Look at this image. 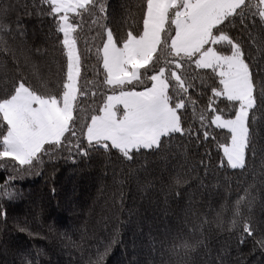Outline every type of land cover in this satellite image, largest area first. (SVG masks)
I'll use <instances>...</instances> for the list:
<instances>
[{"label":"snow or ice","instance_id":"6c2138e0","mask_svg":"<svg viewBox=\"0 0 264 264\" xmlns=\"http://www.w3.org/2000/svg\"><path fill=\"white\" fill-rule=\"evenodd\" d=\"M33 4L38 15L49 18L53 47L64 62L53 61L58 70L49 67L47 74L32 63V78L23 75L17 52L6 39L12 34L7 22L12 6L0 3V58L16 66V75L5 72L0 80V168L10 167L22 178L65 150L79 157L114 150L131 162L143 150L162 151L166 138L177 133L207 141L215 126L230 134L219 145V167L247 170L248 157L256 155L251 126L258 101L264 105V78L257 79L261 72L253 70L243 42L228 29L239 25L249 43L264 50V39L252 32L257 25L264 28V0H138V11L130 13L132 23L116 29L110 26L104 0ZM46 52L35 49L39 56ZM197 70H210L218 80L206 104L201 100L209 85ZM189 112L192 122L185 128ZM17 178L9 175L7 184ZM169 180L179 189L188 183V175L175 170ZM15 194L0 186V197L12 199ZM249 195L247 189L238 195L228 230L238 231L240 244L253 238L264 249V230L244 213L251 210ZM227 211L222 206L216 212L221 226ZM0 217L6 218L2 209ZM205 222L193 224L189 232ZM18 230L34 235L26 226ZM202 243L193 245L177 234L173 249L187 253ZM106 254L107 248L98 250L95 264H103ZM38 255H25L22 264H38Z\"/></svg>","mask_w":264,"mask_h":264},{"label":"trees","instance_id":"16d2710c","mask_svg":"<svg viewBox=\"0 0 264 264\" xmlns=\"http://www.w3.org/2000/svg\"><path fill=\"white\" fill-rule=\"evenodd\" d=\"M104 2L114 29L131 24L130 13L138 11V0ZM0 3L12 6L7 17L12 34L6 39L17 52L23 75L32 78V63L43 74L49 67L56 72L53 61L62 65L64 58L53 47L49 18L37 14L33 0ZM228 31L243 42L249 64L261 72L257 79L264 78V50L251 45L239 25ZM252 32L258 40L264 39V28L259 25ZM37 48L47 50L46 55H36ZM0 65V80L5 72L16 75L11 60L0 58ZM197 71L209 85L201 100L206 104L218 80L210 70ZM226 111L231 114V104ZM191 122L189 112L184 127ZM211 131L212 136L202 143L174 134L166 138L162 151L143 150L131 162L114 150L111 154L92 151L88 157L70 156L65 150L22 178L10 167L0 168V186L16 193L12 199L0 197V209L6 212V218L0 217V264H22L25 255L36 259L37 253L38 264H95L97 251L105 248L103 264H264V249L253 238L240 244L238 231L228 230L231 208L245 189L252 204L244 213L264 230V105L258 101L251 126L256 155L248 157L246 171L219 167L223 158L219 145L228 142L230 134L215 126ZM175 170L188 175V183L179 189L170 185L169 175ZM9 175L18 177L11 185L7 184ZM222 206L229 211L221 226L216 212ZM205 218L199 230L189 232ZM18 226H26L34 235L20 232ZM177 234L193 245L203 243L177 253L173 249Z\"/></svg>","mask_w":264,"mask_h":264}]
</instances>
